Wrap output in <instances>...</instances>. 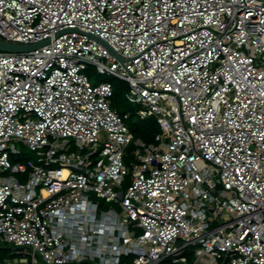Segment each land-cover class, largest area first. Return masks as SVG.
I'll return each instance as SVG.
<instances>
[{"label": "built area", "instance_id": "2783aa9c", "mask_svg": "<svg viewBox=\"0 0 264 264\" xmlns=\"http://www.w3.org/2000/svg\"><path fill=\"white\" fill-rule=\"evenodd\" d=\"M0 39L48 41L0 52L11 264H264V0H0Z\"/></svg>", "mask_w": 264, "mask_h": 264}, {"label": "rangeland", "instance_id": "374dc122", "mask_svg": "<svg viewBox=\"0 0 264 264\" xmlns=\"http://www.w3.org/2000/svg\"><path fill=\"white\" fill-rule=\"evenodd\" d=\"M87 75L89 77L90 82L93 85H99L105 82H110L112 84L119 83V82L122 83V81H119L115 78L98 74L95 69L88 70ZM123 87L124 88L120 92V95L115 97L114 99L112 98L113 102L111 106L113 109L115 108L120 113L121 117L124 120V123L126 124V126L129 127L132 133L136 137L144 139V134L146 133L147 130H149L148 128H150L151 122L149 120L140 119L137 113L144 108L141 105L130 103L126 99V94L128 92L126 90L127 86H123ZM150 142H153V141L150 140ZM17 147L21 149L22 154L18 156H13L11 158L12 162L16 164L18 163L27 164L30 161L34 163H38V159L36 158L34 153L30 152L27 148L22 147L19 144H17ZM6 247H7L6 250L4 248L0 250L1 264H11V261H12V257H13L12 251L13 250L8 249L9 248L8 245H6L5 248Z\"/></svg>", "mask_w": 264, "mask_h": 264}, {"label": "trees", "instance_id": "16d2710c", "mask_svg": "<svg viewBox=\"0 0 264 264\" xmlns=\"http://www.w3.org/2000/svg\"><path fill=\"white\" fill-rule=\"evenodd\" d=\"M123 86H127L126 87V90L128 91V85L126 83H114L113 84V87H114V95H113V99L117 96L120 95V92L122 91V89L124 88ZM113 102V101H112ZM115 109V108H114ZM116 110V109H115ZM131 115V114H130ZM149 121L151 122V126L150 128H148L149 130L146 131V133L144 134V141L146 142H150L154 140V136L157 134V133H160L162 132V129L161 127L158 125L156 119L154 118H150ZM135 136V135H134ZM136 139H141V138H138L135 136Z\"/></svg>", "mask_w": 264, "mask_h": 264}, {"label": "water", "instance_id": "95a60500", "mask_svg": "<svg viewBox=\"0 0 264 264\" xmlns=\"http://www.w3.org/2000/svg\"><path fill=\"white\" fill-rule=\"evenodd\" d=\"M46 43H48V41L38 43V44L24 45V44L9 43V42H6V41L0 39V52L26 53V52H30V51H33L35 49H38V48L42 47L43 45H45Z\"/></svg>", "mask_w": 264, "mask_h": 264}]
</instances>
